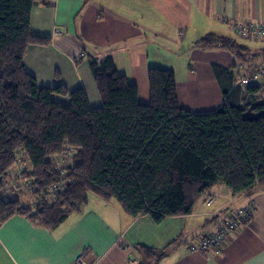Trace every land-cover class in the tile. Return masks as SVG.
Returning a JSON list of instances; mask_svg holds the SVG:
<instances>
[{"label": "trees", "instance_id": "16d2710c", "mask_svg": "<svg viewBox=\"0 0 264 264\" xmlns=\"http://www.w3.org/2000/svg\"><path fill=\"white\" fill-rule=\"evenodd\" d=\"M38 4L50 0H0V224L22 214L54 227L89 193L161 222L190 213L196 196L216 184L230 200L264 189V85H236L217 109L194 112L180 104L174 69L149 68L150 100L141 103L138 85L117 70L112 55L90 57L102 98L91 107L83 87L39 86L27 71L28 46L49 42L31 30ZM236 42L208 33L197 44L238 48ZM25 160L19 171L32 181L33 204L7 194L5 178ZM235 205L228 203L219 225ZM139 250L141 264L165 255L145 245Z\"/></svg>", "mask_w": 264, "mask_h": 264}, {"label": "crops", "instance_id": "0c3cea01", "mask_svg": "<svg viewBox=\"0 0 264 264\" xmlns=\"http://www.w3.org/2000/svg\"><path fill=\"white\" fill-rule=\"evenodd\" d=\"M257 18L264 21V0H50L31 12L32 32L49 42L30 44L24 62L39 86L83 87L91 107L101 106L102 98L90 57L112 55L117 70L138 85L141 103L150 100L149 68H172L180 104L211 111L240 76L264 63V37L242 36L232 28ZM208 33L230 37L239 47L198 45ZM258 83L264 85V77ZM185 87L199 96L193 105L187 104ZM53 97L69 101L59 93ZM14 190L9 188V197ZM212 193L217 196L207 205ZM229 193L222 184L210 186L196 196L190 213L161 222L133 216L117 201L94 193L54 227L14 214L0 224V264H72L85 248L91 249L86 258L92 264H141L140 245L165 251L153 264H264V189L232 200ZM252 201V217L219 254L188 250L189 240H200L223 221L228 203Z\"/></svg>", "mask_w": 264, "mask_h": 264}, {"label": "built area", "instance_id": "2783aa9c", "mask_svg": "<svg viewBox=\"0 0 264 264\" xmlns=\"http://www.w3.org/2000/svg\"><path fill=\"white\" fill-rule=\"evenodd\" d=\"M233 30L242 36H249L253 38L264 37V21L260 19H252L244 23H234ZM60 32V29H56ZM264 77V63L254 67L249 73L240 76L237 79L236 85L246 87L256 84L260 78ZM212 200V198L209 200ZM254 204L253 201L243 206H234L232 214L223 225H218L215 229L210 230L208 233L195 242L188 244L187 248L192 252H202L206 254H219L226 240L235 232L245 220L252 217ZM91 251L89 248L83 249L74 259L72 264H92L87 260V254Z\"/></svg>", "mask_w": 264, "mask_h": 264}, {"label": "rangeland", "instance_id": "374dc122", "mask_svg": "<svg viewBox=\"0 0 264 264\" xmlns=\"http://www.w3.org/2000/svg\"><path fill=\"white\" fill-rule=\"evenodd\" d=\"M179 69V64L177 63V70ZM182 75H178V77H181ZM182 80V79H181ZM185 93L187 96V104L189 105H193L194 100L195 99H199V96L196 94L195 97H193V93L190 94V90L187 89V87H185ZM62 102V101H61ZM26 160L23 161V164H16L10 171L12 172V174L10 175V177L5 178L6 179V183H9L10 189L12 187L15 188V190L13 191V197L18 196L21 197L19 199H21V201L23 203H27L25 201H28L30 199H34L33 196V189H32V181L29 179V176H27L26 174H24V172H20L25 170L24 166L26 165ZM20 165V166H19ZM20 169V171H19ZM21 191V192H20ZM32 192V193H31ZM21 195H20V194ZM19 194V195H18ZM246 196V195H244ZM48 197V196H47ZM23 198V199H22ZM236 206H243V205H236Z\"/></svg>", "mask_w": 264, "mask_h": 264}]
</instances>
